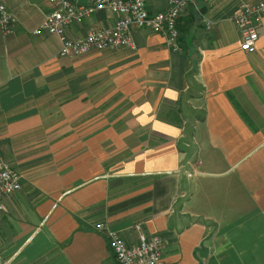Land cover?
<instances>
[{
    "label": "crops",
    "instance_id": "crops-1",
    "mask_svg": "<svg viewBox=\"0 0 264 264\" xmlns=\"http://www.w3.org/2000/svg\"><path fill=\"white\" fill-rule=\"evenodd\" d=\"M191 1L180 52L136 30L135 53L74 59L33 34L48 0H4L19 22L0 30V149L23 177L0 222L5 264H116L98 222L128 245L136 224L159 235L165 264H264V17L246 54L232 18L253 0Z\"/></svg>",
    "mask_w": 264,
    "mask_h": 264
},
{
    "label": "built area",
    "instance_id": "built-area-1",
    "mask_svg": "<svg viewBox=\"0 0 264 264\" xmlns=\"http://www.w3.org/2000/svg\"><path fill=\"white\" fill-rule=\"evenodd\" d=\"M159 1L165 7L153 11L148 3ZM50 11L45 14L43 23L33 31L41 36L48 34L60 41L59 55L66 58H82L91 53L124 50L137 51L132 33L136 30H149L165 39L166 46L180 52L179 19L193 5L191 0H48ZM105 12L114 18L108 27H93L83 37H70L68 29L83 23L96 13ZM264 17V0L241 2L233 15V22L240 37V49L246 54L257 50L259 40L258 25ZM203 19L209 30L211 23ZM18 17L4 0H0V30L6 35H14ZM190 176V175H188ZM22 175L13 167L0 149V222L5 212V201L22 188ZM98 231H106L108 248L116 264H165L163 260V239L157 234L147 235L140 224L134 226L137 243L128 245L116 231L106 228L105 224H95ZM0 264H5L0 252Z\"/></svg>",
    "mask_w": 264,
    "mask_h": 264
},
{
    "label": "trees",
    "instance_id": "trees-1",
    "mask_svg": "<svg viewBox=\"0 0 264 264\" xmlns=\"http://www.w3.org/2000/svg\"><path fill=\"white\" fill-rule=\"evenodd\" d=\"M177 28H178V26H177ZM178 31H179V28H178Z\"/></svg>",
    "mask_w": 264,
    "mask_h": 264
},
{
    "label": "rangeland",
    "instance_id": "rangeland-1",
    "mask_svg": "<svg viewBox=\"0 0 264 264\" xmlns=\"http://www.w3.org/2000/svg\"><path fill=\"white\" fill-rule=\"evenodd\" d=\"M202 113H200V115H201Z\"/></svg>",
    "mask_w": 264,
    "mask_h": 264
}]
</instances>
